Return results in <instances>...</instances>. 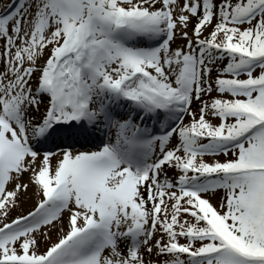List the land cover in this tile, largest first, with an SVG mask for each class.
<instances>
[{"label":"snow or ice","instance_id":"6c2138e0","mask_svg":"<svg viewBox=\"0 0 264 264\" xmlns=\"http://www.w3.org/2000/svg\"><path fill=\"white\" fill-rule=\"evenodd\" d=\"M0 9V264H264V0Z\"/></svg>","mask_w":264,"mask_h":264},{"label":"rangeland","instance_id":"374dc122","mask_svg":"<svg viewBox=\"0 0 264 264\" xmlns=\"http://www.w3.org/2000/svg\"><path fill=\"white\" fill-rule=\"evenodd\" d=\"M11 0H0V4H7V3H10ZM2 10V9H0Z\"/></svg>","mask_w":264,"mask_h":264}]
</instances>
